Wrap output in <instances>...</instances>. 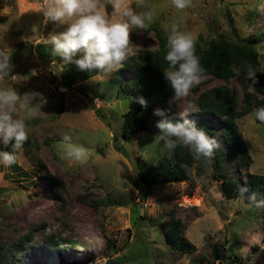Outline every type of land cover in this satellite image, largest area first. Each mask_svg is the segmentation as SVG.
<instances>
[{"label": "rangeland", "instance_id": "rangeland-1", "mask_svg": "<svg viewBox=\"0 0 264 264\" xmlns=\"http://www.w3.org/2000/svg\"><path fill=\"white\" fill-rule=\"evenodd\" d=\"M42 7L43 0H0V50L8 52L12 65L11 74L0 79V88H13L21 96V116L32 107L25 94H39L33 105L43 101L37 116L27 121L29 139L15 153L17 162L10 167L0 164L5 264H58L60 258L67 264H98L110 258L126 261L122 264H264V206L250 201L243 184L247 171L264 173V124L255 120L254 110L236 118L252 156L246 167L226 142L217 116L201 111L196 103L200 90L219 84L236 88L240 98L243 88H249L247 82L203 75L199 89L192 88L182 100L170 96L164 105L152 101L148 131H138L129 140L122 136L123 112L134 102L133 90L141 86L134 69L137 54L149 50L163 57L165 29L178 24L196 37V50L209 41L235 45L252 38L263 66L264 0H193L183 11L171 0H145L138 11L154 8L155 19L147 30L131 32L132 52L123 67L69 87L58 82L65 64L47 41L67 25L45 23ZM227 10L239 38L230 30ZM107 11L111 14V5ZM157 109L181 121L179 113H189L186 118L202 122L220 148L206 161L193 157L190 177L148 186L137 180L136 156L152 162L171 157L159 138L156 124L163 117L154 114ZM65 135L88 150L86 164L70 166L60 159ZM13 144L0 140V151L11 152ZM215 160L242 185L241 194L226 196V182L212 176L218 171ZM170 211L183 222L194 250L182 253L165 240ZM29 230L32 236L24 239ZM52 238L76 243L53 246Z\"/></svg>", "mask_w": 264, "mask_h": 264}, {"label": "clouds", "instance_id": "clouds-1", "mask_svg": "<svg viewBox=\"0 0 264 264\" xmlns=\"http://www.w3.org/2000/svg\"><path fill=\"white\" fill-rule=\"evenodd\" d=\"M171 4L183 11L192 6L193 0H171ZM109 5L112 7L111 14L107 11ZM144 6L145 0H134V3L133 0H43L41 12L45 23L52 21L67 25L65 31L53 34L47 40L53 45V55L60 57L64 64L74 63L82 72L109 75L119 70L132 52L131 32L147 30L154 22L155 9L138 11ZM165 31L166 51L163 59L169 67L163 69L164 77L174 93L173 99L180 101L202 82L204 69L196 55V37L192 33L182 31L178 24H172ZM11 71L10 55L0 50V79L9 76ZM256 74L248 66L246 78L251 81L250 92L255 90ZM38 95L27 93L23 96L32 107L21 116L17 112L18 104L21 108L25 107L21 96L13 88H0V140L4 145L14 141L11 152L0 151V164L5 167L17 162L15 153L29 139L27 121L37 116L43 103H31ZM135 99L147 107L143 97ZM154 114L163 117L156 127L160 129L162 134L159 138L169 152L183 146L190 148L197 158H211L220 148L214 137L186 118L189 113H179L182 121L167 117L161 109L155 110ZM254 116L264 122V108L256 109ZM58 154L70 166L73 163L84 165L88 161V150L72 143L68 135L62 138V150ZM249 199L257 206H264V200L257 201L255 193Z\"/></svg>", "mask_w": 264, "mask_h": 264}, {"label": "trees", "instance_id": "trees-1", "mask_svg": "<svg viewBox=\"0 0 264 264\" xmlns=\"http://www.w3.org/2000/svg\"><path fill=\"white\" fill-rule=\"evenodd\" d=\"M227 20L233 35L239 38V33L235 25L232 12L227 10ZM248 43H223L209 41L207 47L196 50V55L200 59L201 67L204 69L203 75L218 77L227 80L236 78L240 83L247 82L250 87L251 81L246 78V70L251 66L256 72L255 90L249 91L244 87L239 98L236 88H230L227 84L214 85L202 89L198 92L196 103L199 109L208 114L217 116L224 125L225 138L228 145L234 150L244 166H249L252 156L247 151L243 136L238 128L236 118L244 115L250 110L264 108V65H260L254 42ZM77 59L79 56L76 57ZM167 62L162 56L154 55L149 50H143L137 54L134 63L136 70V80L140 82V89L133 90L134 102L123 112L122 136L129 140L138 131H148L149 119L153 107L152 101L164 105L167 98L174 96L168 82L164 77L163 69L168 68ZM96 73L82 72L74 63L65 64L59 70L58 82L64 86H71L78 80L86 79ZM198 86L193 87L198 90ZM143 97L147 101V107L142 106L135 98ZM175 120V119H173ZM257 122H261L255 119ZM264 124V122H262ZM198 128L205 130L202 122L194 123ZM121 152L125 153L123 148ZM171 157H161L152 162L142 155H137L134 161V170L137 180L145 185H153L158 182L178 181L190 177L191 162L193 157L200 161L207 158L199 157L190 148L178 146L170 152ZM214 168L217 172L212 174L214 179H223L226 182V196H234L242 193V185L226 175L220 167L219 160H215ZM244 187L249 197L255 193L256 200L264 199V173L247 171L244 179ZM251 201V200H250ZM253 202V201H252ZM165 240L170 247L182 253H187L196 248V245L184 234L183 222L170 211L169 218L164 223ZM32 236L31 230L25 234L24 239ZM60 241L75 245V240L68 238L49 240L53 246H57ZM219 248L215 254L219 256ZM121 260V261H120ZM108 264H122L121 258H110ZM0 264L4 262L3 245L0 243ZM58 264H67L60 258Z\"/></svg>", "mask_w": 264, "mask_h": 264}, {"label": "built area", "instance_id": "built-area-1", "mask_svg": "<svg viewBox=\"0 0 264 264\" xmlns=\"http://www.w3.org/2000/svg\"><path fill=\"white\" fill-rule=\"evenodd\" d=\"M91 263L90 261H87V262H82V264H89V263ZM98 264H107V261H106V259H104V262H99Z\"/></svg>", "mask_w": 264, "mask_h": 264}, {"label": "water", "instance_id": "water-1", "mask_svg": "<svg viewBox=\"0 0 264 264\" xmlns=\"http://www.w3.org/2000/svg\"><path fill=\"white\" fill-rule=\"evenodd\" d=\"M60 68H61V65H60Z\"/></svg>", "mask_w": 264, "mask_h": 264}]
</instances>
